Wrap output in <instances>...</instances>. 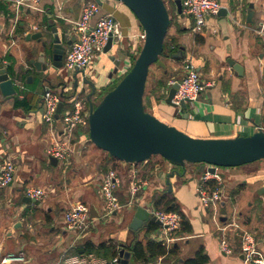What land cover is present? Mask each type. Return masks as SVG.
<instances>
[{
	"label": "crops",
	"instance_id": "obj_1",
	"mask_svg": "<svg viewBox=\"0 0 264 264\" xmlns=\"http://www.w3.org/2000/svg\"><path fill=\"white\" fill-rule=\"evenodd\" d=\"M89 1L93 0H41V11L28 12L26 9L22 12L20 26L23 31H17L14 19H8L2 12L0 63L6 68L13 65L10 75L17 92L5 96L0 89V130L6 131L0 139V169L7 161L15 165L12 184L0 188V261L11 253L23 254L25 260L7 264H63L61 261L65 255L89 253L111 261L120 257L121 244L132 252L131 247L136 241L146 243V239L151 238L166 243L168 247L174 245L178 248L177 255L170 261L165 260L164 264L191 258L200 249L208 254V264H247L241 253L245 231L255 234L258 248L264 254V161L248 163L235 172L222 174L223 197L212 208L203 206L197 192L203 174L199 173L197 166L190 180L182 178V173L171 177L172 192L164 190L162 185H167V175L174 168L168 173L161 171L153 176V170L137 167L138 176L147 178L148 185L137 195L134 203H130L129 192V175L133 166L111 159L102 149L93 150L96 160L102 164L101 171L85 178H73L70 187L67 186L69 175H58L59 171L52 168L57 167L60 161L54 164L46 150L55 141L64 139L65 129L60 126L59 118L53 125L44 120V91L47 87L54 90L66 88L67 97H63L62 101L64 109L70 108L75 94L86 98L92 91L90 85L83 83L85 77L95 83L94 94L103 95V91L116 79L110 76L114 64L109 55H97L95 63L85 73L77 74L80 88L76 91L73 87L76 72L56 68L51 61L43 72L30 63V59H37L42 47L39 41L27 40L25 35L45 29L46 36L52 37L48 25L52 22L60 33L67 31L70 38L74 34L70 27L80 19L83 6ZM169 1L174 6L175 22L168 39L180 44L182 54L165 59L167 72L157 65L158 70L152 76L149 87L147 80L150 97L164 95L161 99L163 103L159 101L163 115L173 121L170 124L195 137L231 138L253 134L257 123L264 127V34L260 32L264 31V0H220L228 13L209 16L199 32L193 31V17L181 16L175 0ZM101 2L102 13H112L120 22L124 34H135L134 42L139 43V35L144 30L128 7L118 0ZM44 20L47 21L45 24ZM31 25H37L39 29L30 31ZM179 28L185 31L180 32ZM129 40L126 37L124 42ZM187 57L195 61L202 79L212 82V85L196 101L187 103V108L179 109L166 103L165 99L170 89L169 82L182 78L183 61ZM230 62L241 65L242 70H236ZM17 98H27L31 109L26 111L15 106ZM73 140L74 148L77 139ZM66 163L70 164V160ZM109 168L115 169L122 178L117 188L122 208L111 215L105 213L104 201L88 204L85 200L86 188H91L103 200L101 185ZM29 186L45 188L46 197L41 201H25L24 198L28 197L25 190ZM163 192L174 198L192 227V232H183L180 224L173 234L174 240L169 243L159 240L163 237V228L159 224L158 229L152 232L144 226L138 231L129 227L137 210H147L151 204L154 205V195ZM79 202L87 204L90 211L94 206L100 216H93L91 211L86 235L74 236L66 229L65 212L61 216L56 211L58 205L71 207ZM223 238L232 247V254L221 250ZM88 244L93 247L91 251L85 250ZM103 244L107 245L105 249ZM80 249H83L82 253ZM160 258L163 260V257ZM130 264H137L133 253Z\"/></svg>",
	"mask_w": 264,
	"mask_h": 264
},
{
	"label": "water",
	"instance_id": "obj_2",
	"mask_svg": "<svg viewBox=\"0 0 264 264\" xmlns=\"http://www.w3.org/2000/svg\"><path fill=\"white\" fill-rule=\"evenodd\" d=\"M96 1L102 4L101 0ZM118 1L126 5L137 17L145 32V39L132 67L119 83L104 95L99 104L95 105L91 101V96L96 91L95 83L87 77L83 79V83L92 88L87 96L90 140L100 149L125 163H140L149 160L154 155H159L182 167L187 162L194 163L197 165L199 173H203L206 169L215 173L218 167H239L264 159V131L231 138L195 137L175 125L162 121L147 110L144 95L151 66L156 64L167 72V65L161 56L170 27V12L164 0ZM175 4L177 12L184 16L182 0H175ZM29 11L30 9H28ZM227 13V8L222 7L218 15ZM48 25L52 37L46 36L45 29L25 35L27 40L33 39L41 43L42 50L36 60L30 59V63L38 71L43 72L47 70L50 61L54 67L62 68L65 52L77 38L73 34L67 39V31L60 33L52 22ZM111 46L112 38L105 46L104 53L109 55L110 61L114 64V69L110 73V76L113 77L118 72L121 63L125 61L126 52L118 50L116 54H109ZM181 54L182 52L179 51L174 56L180 57ZM230 64L236 70H242L241 65L234 62H230ZM79 72L77 69L76 75H73V87L76 91L80 88V78L77 76ZM44 81L45 78H43ZM180 83L181 80H177L172 84L165 99L166 103L176 106L172 98ZM0 89L5 96L14 95L17 92L16 84L3 63H0ZM63 97H67V95L64 94ZM63 107L64 102L61 101L57 109V118H59ZM185 108H187V103L183 102L182 109ZM74 142L75 140L72 141V143ZM51 161L57 164L56 158L51 157ZM175 174L179 175L180 173L178 170H173L167 175L168 191L170 192L173 190L170 179ZM182 174H185V170ZM24 200L28 202L31 198L25 197ZM91 211L93 216H100L94 206L91 207ZM150 221L162 226L156 217L148 215L146 209L139 208L129 227L138 231L143 226L147 228ZM79 252L82 253L83 249H80ZM131 253L124 244H121L117 264H130Z\"/></svg>",
	"mask_w": 264,
	"mask_h": 264
},
{
	"label": "built area",
	"instance_id": "obj_3",
	"mask_svg": "<svg viewBox=\"0 0 264 264\" xmlns=\"http://www.w3.org/2000/svg\"><path fill=\"white\" fill-rule=\"evenodd\" d=\"M9 2L15 11V24L19 22L22 12L26 9L33 11L42 10L40 6L41 0H10ZM222 7L223 5L220 0H182V12L184 15L191 16L194 19V25L192 27L194 32H199L206 25L208 17L218 14ZM1 16L2 12L0 9V19ZM73 24L75 29L72 30L77 38L70 45L63 59V68L69 73L76 72L77 69L85 73L95 63L97 55L105 54L104 48L110 38H112V46L109 54H116L118 50H124L126 52V61L130 54L135 55L139 53V50L137 51V44L132 41L133 38H136V35L130 34L126 36L120 22L114 15L112 13H102L100 4L95 0L89 1L83 6L80 19ZM32 29L38 30L39 28L37 25H31L30 31ZM260 32L264 34L263 30H260ZM126 37H129L132 42L129 40L125 43L124 39ZM139 37L145 39V32L143 31ZM125 61L121 63L117 73L124 72L127 69ZM180 80L181 83L172 98V101L179 109H182L183 102L189 103L196 101L207 87L212 85V82L202 79L197 64L190 57H187L183 61V76ZM176 81H170L168 86L171 87ZM65 93L66 88L62 90L48 88L44 91L43 118L50 125H53L57 120L58 105L62 101ZM72 100H74L72 106L66 109L63 107L59 114V119L65 125L64 139L55 141L46 150L48 157H54L58 161L63 162L70 160L74 151L72 140L78 134V137L83 138L84 141L86 138L87 141H90L89 132H86V130L89 131L88 97L83 98L75 94ZM258 131H264L263 125L259 123L254 125V133ZM4 134H6V131L0 130V139L3 138ZM147 162L148 160L131 164L133 169L129 175L131 178L129 186L130 203H134L137 195L148 185V179L141 178L137 174V167L143 169L146 167ZM171 169L172 167L168 171H171ZM14 173V163L7 161L0 169V188L8 187L12 184ZM211 180L216 181L214 187L209 183ZM121 182L122 178L115 169H110L102 180L101 193L104 201V210L107 215H111L122 208L117 195V188L121 185ZM197 192L204 207L212 208L219 204L224 192L223 177L218 172V168L215 173H211L207 169L203 172L200 184L197 187ZM25 193L31 199L41 201L46 197L47 190L42 187L29 186L26 188ZM147 213L150 217H156L162 223L163 237H160L159 240H165L167 243L174 240L173 234L181 224L182 218L180 213L177 211H166L155 207L153 204L147 208ZM64 221L67 230L78 231L81 233L78 235H82L88 230L91 223L90 207L82 202L72 205L65 211ZM220 244L223 252L226 254L233 253V249L226 238H223ZM241 253L247 264H264V254L258 248L257 238L251 231H245L242 235ZM23 260H25L23 254L11 253L2 258L0 264ZM118 260L119 258H114L109 261L93 253H89L83 255H65L61 262L63 264H116ZM154 264L164 263L162 258H160Z\"/></svg>",
	"mask_w": 264,
	"mask_h": 264
},
{
	"label": "trees",
	"instance_id": "obj_4",
	"mask_svg": "<svg viewBox=\"0 0 264 264\" xmlns=\"http://www.w3.org/2000/svg\"><path fill=\"white\" fill-rule=\"evenodd\" d=\"M0 9L1 12H3V14L6 15V17L8 19L15 18V11L13 9H11L10 6V2H7L5 0H0ZM20 21L15 25L17 31H23V28L20 26ZM47 21L44 20V24ZM174 24L173 18H171L170 20V26H172ZM180 32H184V29L179 28ZM142 46L139 48V53L141 50ZM181 49L180 44H178L175 40L173 41H169L168 36H166L165 38V42H164V51L163 54L161 56V59H166L169 57H173L176 53H178ZM138 56V55H137ZM137 58V57H136ZM10 59H12L10 57ZM134 63V62H133ZM132 63V65H133ZM131 65V67H132ZM8 70L10 73H13V65H10L8 67ZM124 77H116L115 81L105 89V91H103V96L109 92L111 89H113L118 83L119 81ZM164 97V95H152V97H150L149 92L147 90V84H146V90H145V95H144V103L146 105V108L148 110V107L151 105L153 106L154 104L158 103L162 98ZM74 100H72L73 103ZM97 105V104H95ZM15 106L17 107H23L26 111H29L31 109V106L29 105V100L27 98H23V99H19L17 98L15 101ZM170 124V123H168ZM172 125V124H170ZM109 157L111 159H116L113 156H111L108 153ZM153 157V156H152ZM150 158L147 162L146 165V169L148 170H153L154 167L156 166V162L153 160V158ZM180 173V172H179ZM209 183L212 185V187H214L216 185V181L215 180H211L209 181ZM153 201H154V206L159 208L162 207V209L166 210V211H177L178 213L181 214V229L183 232H192V227L191 224L189 223V221L187 220V218H185V216L182 214L181 210L179 209V206L175 203L174 198H171L170 195L167 192H163V193H159L154 195L153 197ZM148 232H152L154 230L158 229V225L156 222L154 221H150L148 224ZM106 244H103L102 248H106ZM93 249L91 244H88V246L86 245L85 250L86 251H91ZM133 256H134V260L137 264H151V263H155L159 257H163V262H165V260L170 261L171 258H173L174 256L177 255L178 253V248L175 247L174 245L171 246H167L166 243L162 242V241H157V240H153L151 238H147L146 239V243H144L143 241H136L132 247H131ZM115 256L117 255V252L115 251ZM209 262V256L208 254L205 252L204 249H200L196 252V254L188 259H185L183 261L180 262H175L174 264H208Z\"/></svg>",
	"mask_w": 264,
	"mask_h": 264
},
{
	"label": "rangeland",
	"instance_id": "obj_5",
	"mask_svg": "<svg viewBox=\"0 0 264 264\" xmlns=\"http://www.w3.org/2000/svg\"><path fill=\"white\" fill-rule=\"evenodd\" d=\"M164 1L166 2V5L169 9L170 17L173 18V21L175 22L174 6L170 3L169 0H164ZM132 14L134 15L133 12H132ZM70 28H72L73 30L75 29L74 25H73V27L71 26ZM171 28L172 27L170 26L168 33H167L168 38L170 37ZM132 41H134V39ZM143 43H144V39H141L139 43L136 42L137 51L139 50V48L141 46H143ZM137 55H139V53H137L135 55L130 54V56L125 61L127 69L124 72H120V73L115 74L114 78L121 77V76L125 75L129 71V69L131 68L132 63L135 62ZM162 60L165 62V59H162ZM157 70H158V66L156 64L151 66L150 74H149V78H148V81H149L148 87H149V83L151 81L152 76L155 74V71H157ZM148 87H147V89H148ZM102 96L103 95H99V93H96V94H93L91 96V99H92L94 104H99L100 101L102 100ZM160 102L163 103L162 100ZM161 107H162V105L158 102V103L154 104L153 106L150 105L148 107V111L166 123L173 122L172 120H169L165 115H163ZM59 124L62 127V129H65V125L62 122V120H60ZM86 132H89V131L86 130ZM76 139H77V141H76L74 148H73L74 151H73L72 156L70 158V164L63 162V161H60L57 167L52 166L53 169L59 171L58 175H69L70 179L68 180L69 183H67L68 187H70L72 185V183L74 182L73 178H75V179L85 178L86 176H88L89 174H91L93 172H96V171L100 172L101 168H102V164L100 163V161L96 160V157H95L96 152L93 151L94 149H100V148L97 147L91 140L87 141V138L85 139V141H83L82 140L83 138H78L76 136ZM152 158L156 162V164H155L156 166L154 167V169L151 173V175H153V176L155 174L157 175L161 171L168 173L169 168L172 167V168H174V170H178V172H180V173H183L185 170V174L182 175V178H184L186 180H190V179H192V176L195 173V168L197 166L194 163H188L187 162L185 164V166L182 167L180 165H176L174 163H171L170 161H168L167 159H165L159 155H154ZM258 161H264V160L262 159V160H258ZM239 168H240V166L239 167H218V172L220 174L231 173V172L237 171ZM229 171H231V172H229ZM162 187L164 188V190H168V188H169L168 185H166V184H163ZM85 200L88 202V204L89 203L92 204L94 202L99 203L101 201L103 202L102 197L99 196L94 191H92L91 188H86ZM68 207L69 206H63V204L58 205L56 212H58V215L62 216ZM57 230L59 231L60 228H58ZM71 232L74 236L81 234L78 231H71ZM86 232H84L85 235H86Z\"/></svg>",
	"mask_w": 264,
	"mask_h": 264
},
{
	"label": "flooded vegetation",
	"instance_id": "obj_6",
	"mask_svg": "<svg viewBox=\"0 0 264 264\" xmlns=\"http://www.w3.org/2000/svg\"><path fill=\"white\" fill-rule=\"evenodd\" d=\"M67 39H69V38H67ZM67 39H66V40H67Z\"/></svg>",
	"mask_w": 264,
	"mask_h": 264
}]
</instances>
